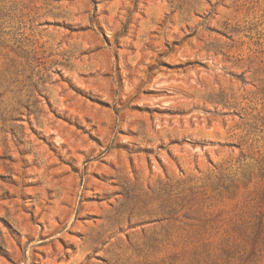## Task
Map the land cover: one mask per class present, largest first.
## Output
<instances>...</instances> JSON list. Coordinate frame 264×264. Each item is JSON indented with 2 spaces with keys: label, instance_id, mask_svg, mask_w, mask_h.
I'll list each match as a JSON object with an SVG mask.
<instances>
[{
  "label": "rangeland",
  "instance_id": "1",
  "mask_svg": "<svg viewBox=\"0 0 264 264\" xmlns=\"http://www.w3.org/2000/svg\"><path fill=\"white\" fill-rule=\"evenodd\" d=\"M0 264H264V0H0Z\"/></svg>",
  "mask_w": 264,
  "mask_h": 264
}]
</instances>
